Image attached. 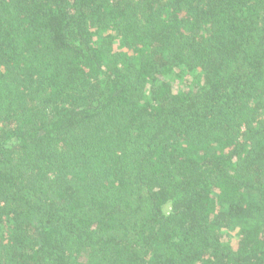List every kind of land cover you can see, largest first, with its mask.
Masks as SVG:
<instances>
[{"label": "trees", "instance_id": "1", "mask_svg": "<svg viewBox=\"0 0 264 264\" xmlns=\"http://www.w3.org/2000/svg\"><path fill=\"white\" fill-rule=\"evenodd\" d=\"M0 264H264V0H0Z\"/></svg>", "mask_w": 264, "mask_h": 264}]
</instances>
